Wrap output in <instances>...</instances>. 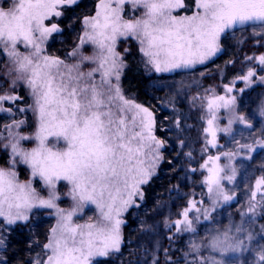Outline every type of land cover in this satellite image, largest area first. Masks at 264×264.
<instances>
[{
  "label": "snow or ice",
  "instance_id": "obj_1",
  "mask_svg": "<svg viewBox=\"0 0 264 264\" xmlns=\"http://www.w3.org/2000/svg\"><path fill=\"white\" fill-rule=\"evenodd\" d=\"M76 4L78 0H10L5 7L0 2V72L4 74L0 87L12 90V94L0 93V112L11 114V104L5 107L4 102L22 99L15 90L23 83L34 99L29 107L39 122L34 137L37 146L30 150L20 147V141L33 137L12 131L24 121L5 125L8 136L0 137L8 141L3 146H10L12 154V168H0V226L6 229L18 221L26 222L33 208L55 209L57 213V224L50 229L42 254L31 264H93L95 257L118 253L124 222L121 214L134 204V197L142 196L141 186L150 181L162 158L160 150L165 142L154 134L152 112L122 94L119 81L126 65L117 51L118 42L137 41L139 51L148 58L146 63L156 72H164L205 63L220 50V34L234 25L264 28V0H192L191 4L186 0H99L95 14L83 18L84 32L80 44L69 54L73 62L68 63L46 53L45 40L60 28L45 21L61 17L65 7ZM181 10H190L191 15ZM85 44L92 46L91 54L82 51ZM258 59L264 66V55ZM253 75L249 70L243 79L248 81ZM234 103L235 97L208 100L210 116L205 131L212 140L207 143L215 146L214 109ZM259 113L264 116V103ZM232 116L229 125L237 120L252 128L245 116L234 111ZM61 141L64 147H57ZM257 147L264 148V138L240 145L249 152ZM233 154L226 153L229 157ZM219 158L209 156L208 160ZM16 164L27 165L32 176L43 181L49 189L46 199L37 195L31 180L18 181ZM220 171L213 164L206 179L210 193L216 185L217 202L232 199L219 186ZM234 173L232 169L226 178L232 180ZM60 181L71 186L68 209L56 204ZM262 184L264 178L256 181L252 199ZM258 204L264 207V194L257 203L250 202L249 210L254 211ZM88 205L99 210L97 222H75L73 217ZM183 215L184 230L193 231L187 211ZM181 223L177 220L176 226ZM231 232L228 229L213 236L208 246L221 256L236 251L243 241ZM3 246L4 239H0ZM259 260L264 264V250ZM211 264L222 261L212 260Z\"/></svg>",
  "mask_w": 264,
  "mask_h": 264
},
{
  "label": "trees",
  "instance_id": "obj_2",
  "mask_svg": "<svg viewBox=\"0 0 264 264\" xmlns=\"http://www.w3.org/2000/svg\"><path fill=\"white\" fill-rule=\"evenodd\" d=\"M98 3L99 0H80L78 4L63 9V15L55 18L61 32L52 36L47 46L48 54L61 59L68 58L78 45L83 30V18L93 15ZM186 3L191 4L192 0H186ZM181 11L191 15L190 10ZM252 27L228 31L221 39L222 51L214 59L202 66L173 74L148 72L143 62V54L139 51V44L135 40L120 43L118 51L126 65L122 75V87L128 96L154 113L156 134L165 142V150L157 175L144 186L142 200H138V205L132 207L125 217L124 244L121 251L114 258L107 259L105 264H206L204 260L208 256L207 249L200 253L193 249V245L198 244L196 237L200 238L199 235L174 236L169 239L168 228L191 199L207 198L201 165L211 151L207 146L205 120L201 110L210 97L222 95L226 86L251 69L257 55L264 54V36L259 34L263 29H259L256 34ZM125 48L129 51L125 52ZM3 75L0 72V76ZM154 83H158L160 87H155ZM163 85L167 89L162 88ZM7 89L10 90L3 87L0 93ZM173 90L176 96H173ZM15 91L22 97L23 102H29L25 87L20 85ZM244 96L240 100V108L253 126L249 132L238 129L232 140L240 138L242 133H249L253 137L244 140L245 143H252L254 139L264 137V116L259 113L260 106L264 103V86L253 88ZM163 99H174L173 105L169 104L167 109L161 103ZM225 142L226 138L222 137L221 143ZM1 147L0 144V164L7 166L8 153ZM261 156H264V151L242 171V175L246 171L254 174L252 178L249 176L245 185L246 200L250 199L258 176L264 177ZM22 172L26 173L24 169ZM160 198L169 202L170 210L155 215L153 208ZM147 211L149 212L146 213ZM246 211L245 203V208L241 207L235 213L237 219L234 224L248 223ZM254 213L259 229V225H264V208H257ZM141 218L145 221L142 222ZM54 223L51 213L39 211L28 222L19 223L2 233L0 239H4V246L0 247V264H31L38 250H42L47 243ZM154 231H158L161 236L156 241L153 240ZM257 232L256 229L254 234Z\"/></svg>",
  "mask_w": 264,
  "mask_h": 264
},
{
  "label": "rangeland",
  "instance_id": "obj_3",
  "mask_svg": "<svg viewBox=\"0 0 264 264\" xmlns=\"http://www.w3.org/2000/svg\"><path fill=\"white\" fill-rule=\"evenodd\" d=\"M79 1L80 0H78V2ZM0 2H2L5 7H7L10 4V0H0ZM55 18L56 17H53L51 19V21H45V23L50 26V23H52V22L56 23ZM246 26H253L252 27L253 31H255L256 34L258 33L259 29H263V31L259 34L261 36L262 35L264 36V34H263L264 28L256 27L259 25H253V24L240 25V24H237L231 28L225 29V31L220 34L219 44L221 43V39L224 36V34H226L228 31H232L236 28H243ZM60 32H61V30L58 32H53L45 40L43 47L45 48L47 54H48L47 46H48L49 42L51 41L52 36L54 34H57ZM83 32H84V24H83V30H82L81 36L83 35ZM259 34L257 35V39L259 38ZM262 39H264V38H262ZM122 41L123 40L118 42L117 51H118L119 45ZM79 44H80V39H79L78 45ZM23 50H24L23 47H21V51H23ZM82 51H84L85 54H91L92 46L90 44H85L82 46ZM221 51H222V48L220 45V50L213 57L208 59L203 64H196L195 66H192L189 68H179V69H174L171 71H164V72H156L150 64L146 63L148 58L145 57L144 55H143V58H144L143 62H144V65H145L148 72H151V73L154 72L157 74H173V73H177V72H181V71H185V70L187 71V70L202 66V65L208 63L209 61H211L212 59H214L217 55H219L221 53ZM48 55H50V54H48ZM261 55H264V54L257 55L254 58V66L251 69H249L254 73V75L252 77H249L248 81H245L243 79V77L247 76L249 70L243 76H240L237 79H235L231 85L226 86L225 92L222 95H216V96H212L209 98V99H214L217 96H224L225 99H231L232 97H235V103L233 105H231L229 108L218 107V108L214 109L215 115H216V120L214 121V124H213L214 130L216 131L215 146L207 143V146L211 152L208 153V156L205 157V160L203 161V163L201 165L202 166L201 169L204 172V185H205L206 192H207V198L206 199H198V200L191 199L189 201L187 207L185 209H183V211L181 212L180 216L178 218H176V220H174L173 223L168 228L169 229V235H168L169 239L174 238V236L183 237L184 235L185 236L199 235L200 238L196 237V239L198 240L197 243L199 244V246L197 244L198 250L194 247H193V249L198 251L199 253L202 252L203 250L207 249V252H208L207 255L208 256H206V258L204 260L205 261L204 263H206V264H208L209 262H212V260L222 261V264H254L255 262H256V264H260V260H259L260 253L262 250H264V225H261V226L259 225V229H260L259 230L257 228V219L255 218L256 214L255 213L253 214V211L249 210L250 202L251 203H257V201H259L262 198V194H264V184L261 185L259 191L257 192V196L255 199H252V196H251L250 199L248 198V200H246V195L244 194V191L246 189L245 185L247 184V180H249V176H251V178H252V176L254 174H253V172L246 171L243 173L244 176L242 175V171H244V169L246 167H249L248 165L250 163H252L255 158H257V155H259L260 152L264 151V148L257 147L255 149V151H251V152L247 151L246 149H241L240 145L245 144L244 139H247V137L248 138L253 137L252 136L253 134L246 133V135H245L244 133H242L240 138H238L237 140L236 139L232 140V139L234 138V136H236L238 129H242V130L247 131V132H249L251 129L247 128L244 124L239 123V121H237V120H233V123H231V125H229V120L233 119V116H232L233 111L235 112V115H243L246 117V115L244 113H242L241 108H240L241 107L240 106V100L245 97L244 95L247 92H249L251 89H253L257 86H264V66L260 65L259 59H258ZM121 57H122V55H121ZM62 60H65L68 63H72L73 57L69 55L67 59H62ZM124 69H125V67L122 70L120 81H119V86L122 90V94L125 96V98L132 100L135 104L141 105L134 98L128 96L122 87L121 81H122V75H123ZM20 85L25 87L27 94L29 96V102H27V103L23 102L22 99H20L18 101H5L4 102L5 107H8L9 104H11L12 112H11V114L5 113V112H0V137H7L8 136V130L5 128V125H11V124H13L14 121H24V123L21 124L19 127L13 126L12 131L14 133H18L19 135L32 136L33 137L32 140H27V141L21 140L20 141V147L30 150V149L37 146V141L34 139V137L36 135V131H37L38 126H39V122H38L37 115L29 107L30 105L34 104V99L31 96L29 89L23 83H21ZM20 85L18 88H20ZM153 85L155 87H160V85L158 83H154ZM2 88L3 87H0V90ZM162 88L167 89L164 85ZM228 88H231L232 91H228ZM172 92L174 93L173 96L177 95L174 92V90ZM3 93L12 94V90L7 89ZM15 94L19 95V93L17 91H15ZM208 100H207L206 106L202 107V110H201V112H203V116H204V120H205V129L208 128L207 121H208L209 116H210L209 111H208ZM173 102H174V99H171V100L163 99L161 103L165 104V107H167V109H168L169 104L173 105ZM217 104H222V102L217 101ZM141 106H143V105H141ZM143 107H145V106H143ZM20 108L25 109V111H18V109H20ZM149 111H151V110L149 109ZM173 112H176V110L173 109ZM152 114H153V117L155 120L154 134L157 136V134H156V118H155V115L153 112H152ZM225 128H230V131L229 132L222 131V129H225ZM205 134L207 135V142L212 140V136L210 133L205 131ZM222 137L226 138L225 143H221ZM261 138H264V137L260 136L257 139H261ZM53 140H54V138L50 139L49 143L51 144L53 142ZM237 142H239V143H237ZM6 143H8L7 140L0 138V144L2 146L1 148L3 151L8 153V159H9L8 165L2 166L0 164V168L8 170V169L12 168V165L9 163V161L12 159V154H11L10 146L8 148H4L3 145ZM57 147H64L63 141H61L59 144H57ZM164 150H165V146H163L160 150L162 153V158L157 163V166L154 170V175L151 177V179L155 175H157L159 167L164 160ZM226 153H234V154L231 155V157H229L228 155H226ZM209 156H212V157L219 156L220 158H219V160L210 161V160H208ZM260 158H263L262 160H260L261 163L263 164L264 163V156L263 157L261 156ZM213 164H215L219 169H222V171H220L218 174L220 177L219 186H220V188H222L226 193H228L232 197V199H230L228 201H224L222 198L218 202L216 201V196H215L216 185H212L213 191L211 193L208 191L209 185L207 184L206 179L210 175L209 169L213 167ZM23 169L26 171V173L22 172ZM232 169H235L233 179L228 180L226 178V174L232 175ZM14 170L17 172L18 181H20L22 183H27L29 180H31L32 181V187L36 190L37 195L42 197V198H45V199L48 197L49 189L44 185L43 181L38 176L37 177L32 176L31 169L27 165L16 164ZM167 173H170V172L168 171ZM262 178H264V177L258 176V178L255 180V182L253 184L252 192L256 191V181L260 180ZM147 184H144L141 186L142 196L138 195V196L134 197V204L132 206H130L127 210H125L121 214L120 219L124 222L121 224L122 242L120 245V251H121L123 244H124V242H123V230H124V226L126 225L125 217L132 207H135L138 205V200H142L143 188ZM70 187L71 186L68 185L64 181L58 182L57 187H56V191H57V194L59 195L60 198L56 201V204L58 205L59 208L68 209L71 206L72 201H71V198L68 194ZM245 203H246V208H247L245 216H247L248 223H245L244 225L234 224L235 220L237 219V216L235 215V213H237L241 209V207L244 209ZM257 208H264V207H261L258 204L256 209ZM153 209L155 211V215H157L158 213H161V212L167 213L170 210V204L167 200L160 198L156 201V205ZM39 211H47V212L51 213L52 217L55 220L54 226H56V224H57V213H56L55 209L33 208L31 210V212L29 213V219L26 222H28L30 220V218L32 217V215L34 213L39 212ZM185 211H187V213H188V219L192 221V227L194 229L193 231H185L184 230L185 225L183 223V221H184L183 213ZM148 212L149 211H147L146 213H148ZM205 212H207V218L205 217ZM99 216H100V213H99V210L96 208V206L95 205H88L84 208L82 214L74 216L73 220L75 222H79L81 224H83L85 222L96 223L97 220L99 219ZM0 219H2V218H0ZM142 219L143 218H141V221L144 222L145 219H143V220ZM177 220L182 221V223L179 225V227L176 226ZM26 222L25 221H18L15 225H17L19 223H26ZM15 225L7 226L6 229H4L3 226H0V235H2V233H4L6 230L10 229L11 227H13ZM238 227L241 228L240 232H236V228H238ZM228 229H232V232L230 234L240 237V239L243 241V244L236 251H234V252L229 251V252L225 253L223 256H221L219 252L213 251L208 245H209L210 240L213 236H215L217 234H222L225 231H227ZM256 229L258 232L256 234H254V231H256ZM153 235H154L153 236L154 241H156L158 238H161L158 231H154ZM249 236H251V239H249ZM139 242H140V240H139ZM139 244H141V242ZM118 253L112 252L107 257H95L93 259V264H105V261L107 259L114 258ZM38 254H42V250L39 249L38 253L35 255V257ZM35 257H34V259H35Z\"/></svg>",
  "mask_w": 264,
  "mask_h": 264
}]
</instances>
